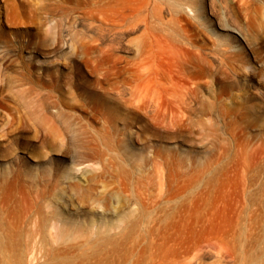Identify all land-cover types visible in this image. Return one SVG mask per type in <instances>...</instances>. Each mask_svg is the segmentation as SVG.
I'll use <instances>...</instances> for the list:
<instances>
[{"label": "rangeland", "instance_id": "rangeland-1", "mask_svg": "<svg viewBox=\"0 0 264 264\" xmlns=\"http://www.w3.org/2000/svg\"><path fill=\"white\" fill-rule=\"evenodd\" d=\"M245 181L264 182V0H0V221L21 242L118 192L134 217L58 264H257L232 227Z\"/></svg>", "mask_w": 264, "mask_h": 264}, {"label": "bare ground", "instance_id": "bare-ground-1", "mask_svg": "<svg viewBox=\"0 0 264 264\" xmlns=\"http://www.w3.org/2000/svg\"><path fill=\"white\" fill-rule=\"evenodd\" d=\"M219 24L225 28V24L219 21L218 27ZM87 170H76L75 175L80 182L88 181ZM75 175L64 174L68 178ZM159 189L162 190V185ZM86 197L88 195H84V199ZM109 197L107 200L98 199L95 203L97 207L86 211L89 213L86 218H79L80 211L68 212L66 206L60 208L59 203L55 204L39 217L26 242H21L18 230L5 227L0 221V264H58L60 261L56 254L60 253V245L80 241L78 244L88 243V239L99 241L108 237L112 230L121 229L127 225L128 218L134 217L129 198L118 192H112ZM237 201L232 227L241 231L243 237L252 232L253 238L248 243L254 246L256 252L251 258L256 259L257 264H264V182H243Z\"/></svg>", "mask_w": 264, "mask_h": 264}]
</instances>
